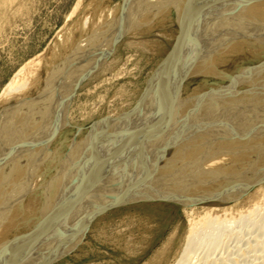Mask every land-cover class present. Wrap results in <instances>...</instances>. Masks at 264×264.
<instances>
[{
    "label": "bare ground",
    "instance_id": "obj_1",
    "mask_svg": "<svg viewBox=\"0 0 264 264\" xmlns=\"http://www.w3.org/2000/svg\"><path fill=\"white\" fill-rule=\"evenodd\" d=\"M12 1L0 0V19ZM152 1L125 0L105 7L96 3L58 34L49 57L34 60L35 68L24 65L4 89L0 99L15 98L17 105L0 115V264H45L40 251L49 247L52 252V244L54 255L63 251L69 236L58 243L60 234L71 226L76 230L108 204L151 197L188 205L215 197L230 200L249 186L246 172L254 174L255 182L264 179V0H154L160 3L153 2L160 6L158 14L167 15L148 17L150 22L144 18L146 24L132 31L137 34L173 18L182 29L174 60L169 57L157 71L148 99L119 129L99 142L106 127L102 123L108 122L93 125L59 156L65 113L76 88L97 70L123 32L136 26L129 21L138 16L137 9L153 7ZM247 52L263 60L220 67ZM43 68L45 85L40 89ZM197 74L206 77L184 96L183 82ZM34 89L39 90L37 98L30 96ZM194 140L196 146L189 148ZM167 149L174 156L166 159L162 153ZM226 211L211 207L192 221L175 264H214L212 255L224 231L241 221L249 220L264 232L261 201L236 213ZM259 245L264 258V243Z\"/></svg>",
    "mask_w": 264,
    "mask_h": 264
},
{
    "label": "rangeland",
    "instance_id": "obj_2",
    "mask_svg": "<svg viewBox=\"0 0 264 264\" xmlns=\"http://www.w3.org/2000/svg\"><path fill=\"white\" fill-rule=\"evenodd\" d=\"M123 1L125 0H13L10 3L12 6H9L10 4L4 6V16L6 14L7 17H2L1 10L0 97L24 65L29 64V68H35L38 64L35 65L34 60L37 63L39 58L41 60L43 57V61L49 57L58 41V34L92 11V6L96 3L99 7L120 6L124 3ZM153 2L155 3L153 0L149 6L155 8L142 6V10L138 7L141 10L139 12L136 8L135 14L139 19L134 15V19L128 21L132 27L134 21L138 24L134 23L136 25L134 28H128L130 31L123 32V34L126 33L119 37L120 39L100 62L98 66L100 68L87 74L76 88L65 113L67 125L64 128L65 136L62 134L60 137L64 142L57 149L59 156L63 157L70 145L80 141L93 125L108 122L102 123L106 127L103 129L104 134L98 139L99 142H102L105 133L112 132L110 130L114 128L119 129L120 124L126 123L129 117L134 116L132 114L140 107V103L148 99V89L157 71L159 72L170 58L174 60V52L182 29L173 18L158 22L149 30L137 31V34L132 31L136 27H143L144 23L146 24L144 20L148 19L149 21H146L150 22L152 16L155 20L167 15L166 11L160 12L159 15L157 11L160 6L155 4L160 5V3ZM122 16H125L124 13L120 17ZM252 56L250 52L233 56L220 67L228 70L233 69L237 64L251 66L263 60V58L254 59ZM40 72L43 78L40 89H43L46 70L43 68ZM205 77L203 74L189 77L182 84L183 95H187L188 91L201 83ZM210 77L215 79L214 76ZM216 80L220 79L216 77ZM223 82L228 84L229 80L225 79ZM31 94V98H37L40 95L39 90L36 89ZM4 100L0 99V115L10 112L13 107V111L16 110L15 98L5 100L7 102ZM195 143L197 144V140L188 142L187 146L193 148L196 146ZM188 153L183 157H188ZM162 155L166 159L171 158L174 156V151L167 149ZM57 162L59 160L54 161L53 167ZM99 162L102 164L103 159L101 158ZM164 162L161 161L159 164L162 165ZM51 172L54 175L55 170ZM245 177H247L246 180L251 178L249 186L235 199L230 200L215 197L200 199L196 203L192 202L193 205L192 203L188 205L174 199L164 197L152 199L151 197L108 204V208L96 211L95 214L87 217L88 219L81 221V226L78 225L80 227H76V230H71L75 228L71 226V229L65 232L66 234H60L62 238L58 237L61 239L58 243H61L63 239L67 241L65 236H69L66 246L60 252L65 253L54 255L53 250L56 245L52 244L50 246L52 252H49L51 251L49 247H45L43 252L40 251L39 257L41 256V260L45 257V264H175L182 255L192 221L198 219L207 209L213 207L220 213L227 212L226 210L229 213H236L260 201L264 207V179L255 182L256 178L252 172H246L243 178ZM209 179L212 178H206L203 181ZM80 213L83 216V211ZM77 222H80V219ZM74 238L75 240H72ZM71 242L74 243L73 246ZM261 242L264 243L262 229L249 225V220L241 221L233 230L227 228L224 231L223 241L218 243L212 255L214 264H256L264 259L262 256L259 257L262 252L259 245ZM53 255L54 259L47 261L48 256H51L49 257L51 259Z\"/></svg>",
    "mask_w": 264,
    "mask_h": 264
}]
</instances>
